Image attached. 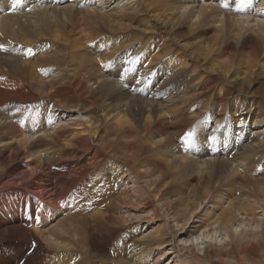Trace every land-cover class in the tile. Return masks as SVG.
<instances>
[{
	"label": "bare ground",
	"instance_id": "1",
	"mask_svg": "<svg viewBox=\"0 0 264 264\" xmlns=\"http://www.w3.org/2000/svg\"><path fill=\"white\" fill-rule=\"evenodd\" d=\"M34 1H40L39 5ZM52 1L0 0V75L4 76L0 86L13 90L15 96L7 94L6 100L19 102L21 109L17 113V108H8L6 94L0 88V256L16 253L0 257V264H21L30 254L28 239L42 241L58 254L46 256L44 251L38 259L28 258L22 264H95V230L123 236L124 243L116 246L126 259L116 258V264H156L150 256L158 248L150 246L147 236L139 237L142 227L137 225L138 215L131 210L173 207V211L169 209L171 213L181 214V219L187 221L201 200L208 198L218 210L209 213L207 209V218L201 225L212 229L205 234L196 230L189 241L202 239L190 243L188 253L209 244L204 254L214 262L236 252L237 235L240 240H251L246 232L258 229L261 219L264 233V217L251 221L257 228H232L236 221H246L237 216L238 209L255 218L256 210L261 209L264 215V135L259 131L249 137L229 121L228 136L235 135L238 145L224 154L225 131L218 123L225 105L233 106L228 114L235 125L264 124V16L222 12L213 3L194 5L199 4L198 0H154L147 4L143 0H120V5L102 13L105 18L100 25L104 28H99L97 24H87L85 16L90 11L83 2L70 0L59 8L52 6ZM219 1L226 7L227 0ZM256 4L255 12L261 11L264 0ZM92 5L95 2H85V6ZM56 11L79 15L80 25H85L63 34L73 44V50L81 42L87 44L85 50H77L83 64H71L60 49L43 39L50 32L45 19ZM120 33L126 40L117 44V50L133 46L134 39H139L135 46L139 59L133 55L124 58V72L113 69L106 72L108 78H103L93 52H101V47ZM230 38L234 41L228 42ZM93 44L99 47L91 48ZM28 49L32 54L24 55L22 50ZM161 58L167 66L164 73L162 64L154 62ZM167 73L172 76L164 84ZM229 74L233 78L225 80ZM117 75L125 77L124 91L114 84ZM159 82L162 85L156 87ZM227 86L234 91L223 95ZM177 97L181 98L177 105L163 107ZM42 100L47 101L39 106L42 108L31 106ZM55 108L79 113L74 128L62 129L55 124L50 111ZM191 121L196 122V128L189 137L186 130ZM204 121L215 124L209 134L201 127ZM172 126L178 130L170 132ZM155 137L157 142L153 141ZM177 137L182 138L183 147L188 144L192 148L198 159L184 161L176 156ZM203 140L211 147H205ZM215 154L219 160L211 164L199 159L201 155ZM134 163L138 178L129 182L127 171L135 167ZM45 165L52 168L45 172L41 170ZM91 167L100 180L91 181L83 198L76 202L84 205L85 214L62 215L45 231L44 219L57 208V192L67 188L69 198L80 196ZM26 180L32 188L27 190L34 194L14 190L23 188ZM182 181L188 190L181 187ZM252 196L255 206L251 204ZM166 210L159 211L165 215L164 220L169 214ZM161 224L151 232V240L157 244L167 236V226ZM125 229L131 234H125ZM20 230L27 238L11 237ZM222 231L223 238H229L226 245L220 243ZM254 234L259 236L261 232ZM258 242L264 248V243ZM241 243L247 253L256 249ZM139 248L143 249V260L126 255ZM179 250L175 246L177 253ZM180 251L184 252L183 248ZM76 256L80 258L74 263Z\"/></svg>",
	"mask_w": 264,
	"mask_h": 264
},
{
	"label": "rangeland",
	"instance_id": "2",
	"mask_svg": "<svg viewBox=\"0 0 264 264\" xmlns=\"http://www.w3.org/2000/svg\"><path fill=\"white\" fill-rule=\"evenodd\" d=\"M143 1L145 2V4L150 3V2H154V0H152V1L143 0ZM254 1L252 0V3H250V0H227V5L225 7L223 5V1H219V0H198L199 4H197V2H196V3H194V5L197 6V5H201V4L213 3L217 7L219 6L221 9L219 7L218 8L222 12L223 11L224 12H233V13L237 12L238 14L245 15V16H251V15L252 16L253 15L254 16H257V15L264 16V5H263L261 11L255 12L254 6L257 5L256 3H258L259 0H256L255 2ZM69 2H70V0H66V3H65V0H53L51 5L52 6L56 5L57 7L60 8ZM76 2H77V0H76ZM79 2H83L84 7L88 8V10L90 11L89 12L90 15L85 16L87 24H97V26H99V28H104L103 26L100 25L101 22L105 18L102 13H107L110 11L111 8L121 4L120 0H117V1L116 0H112V1L111 0H79ZM85 2H95V6L94 5L85 6ZM135 2H137V1H135ZM37 3L39 5L40 1H38V2L34 1L33 2L34 5H36ZM149 8H150V6H149ZM149 8L146 11H148ZM214 8H216V7L214 6ZM195 9H196V7H195ZM189 10H191L190 7H189ZM228 10H230V11H228ZM231 10H234L235 12L231 11ZM207 12H211V10H209ZM79 19H80L79 15H75L70 11H56L54 14H50L49 17L45 19L46 23L48 24V26L50 28V32L48 35L43 36V39L47 40V42H49L50 44H52V45L56 46L58 49H60L67 56L68 61L71 62V64H83V58H81V56H79V54H77V50H79V52H81V50H85V48H87V44H85V42H81V44H79V46H75V50H73V44H71V42H67V40H69V38H67V36H63V34H65V32H69V30H73V28H75V26H85L84 24L80 25ZM260 19H263V18H260ZM125 40H126L125 34L120 33L119 35L113 37L105 45H103V47H101V48H103V50H101V52H99V50H97V52H93L94 62L97 65V68L99 69V71L101 72V76L103 78H108V73H106V72L113 70V69H119L121 72H124L123 67H122V60L124 58H128L130 55H133V58L135 60L139 59V55L136 54V49H135V46L140 41L139 39H134V42L132 43L133 46H131V44H129V45L123 46V50H117V48H119V46H117V44L120 43L121 41H125ZM233 41L234 40L232 38H230L228 42H233ZM98 47H99V44H93V46H91V48H98ZM106 49L108 51L105 52ZM115 50H117V52H115ZM22 52L25 55V52H27V50H22ZM102 52H104V54H102V56H101ZM100 57L102 58V60L99 59ZM154 62L155 63L160 62L162 64V67H161L163 70L162 73H164V71H165L164 67H167V66L163 62V58H161L159 60H155ZM139 68H142V67L139 65ZM60 73L61 72H57L58 75ZM57 74H54L53 76L55 77ZM171 76H172V73L165 74L166 79L164 81V84H168L170 82ZM128 77H133V76L131 74H128ZM2 78H4V76L0 75V80H2ZM231 78H233V76L231 74L224 77L225 80L231 79ZM124 79H125V77H119L117 75L113 80L115 86L117 88H120L123 90L125 88V86L127 85L125 83ZM214 80H212V82H215V84H216V79H214ZM160 85H162V82L155 84L156 87H159ZM0 88H1V90H3L4 94H6L5 100H6L7 94H11V96H15V94H13V90H9V88H4V86H0ZM216 88L217 87L214 85V89H216ZM232 91H234V88L227 86L222 91V94L226 95ZM143 97L148 99V97L146 95H144ZM163 98H166V96H164ZM180 100H181V98L177 97L176 99H174L173 101H171L170 103L166 104L163 107H169L172 103H175L177 105ZM6 102H9L8 108L9 107L10 108H17V113H19L21 111L19 102L16 103L15 100H6ZM99 103L101 104L103 102L100 101ZM41 104H47V101L42 100V101L37 102L36 104H31V106L36 107V108H42V107H39ZM232 108H233V106L230 107V106L223 105V115L218 121V123L224 127V131H225V135L223 136V144L225 145L224 154H228L231 151V148L233 146L238 145L236 142L237 137L235 135H233L232 137L228 136V128H229L228 122L229 121H232L236 130L241 131L243 133H246L249 137H254L255 135L258 134L259 131H262L261 134L264 135V124L257 126V125H251L249 122H243V123L235 125L234 121L230 119L229 114H228V111ZM135 109H138V108L135 107ZM2 111H3V109H2ZM50 111L52 113V120H55V124L58 127L60 126L62 129L74 128V122L77 118V114H79L78 112L69 111V110L68 111L67 110H61L58 108L52 109ZM41 113H43V112H40V114ZM205 113L208 114L209 111H205ZM0 120H2V118H0ZM48 122H51V121H48ZM0 124H2V122H0ZM214 126H215L214 123H211L210 121H206V122L204 121L202 123L201 127L204 129V131L206 133L209 134L212 130L215 129ZM195 128H196V122L191 121V122L187 123V130L186 131L188 133V132L194 130ZM169 130H170V132H172L174 130H178V127L172 126V127H169ZM237 136L239 137V135H237ZM9 137H10V135H9ZM153 139H152L153 141H156V142L158 141L157 137H155ZM181 141H182V138H180V137H177L175 139L176 156L178 158L183 159L184 161H191V160L198 159V156H196L194 154L192 148L190 146H188V144L185 145L188 147H185V146L183 147L181 145ZM234 142H235V145L233 144ZM202 143L207 148L211 147V144H208V143L205 144L204 140ZM233 152L234 151H232V153ZM239 155H241V154H239ZM65 158L68 159L69 157L67 156ZM199 159L200 160H206L209 162V163H204V164H211V162H217V160H219V157H218V154L208 155V156L201 155ZM131 160H133V159H131ZM134 164H136V163H134ZM136 167H137V164L135 165V167H130L127 171L128 175H129L128 176L129 182H132L134 177L138 178ZM50 168H52L51 165H45L41 170L48 172V170ZM160 169H162V168H160ZM88 170H89V177L86 179V182L83 184V186L81 188V195L80 196H78L76 198H69L68 194H67V188L66 189L61 188L57 192V196H56L57 208L54 210L53 214H50L48 217H46L44 219L47 221L45 224V227H44L45 231H48L47 227L49 225L52 226V224L54 222H56L57 219L59 217H61L62 215H68L71 217H76V216L85 214L84 205L83 204L82 205H76V202L80 198H83L84 192L87 191L89 186L91 185V181L98 182L100 180V176L97 174L95 168L91 167V168H88ZM197 172H199V171H197ZM201 175L206 176V174L200 173V176ZM256 177H260V176L257 175ZM117 182H118V180H117ZM185 183L186 182L182 181V183L180 185H181V187L183 186V187H186L185 189H187V186ZM194 183H191V185H194ZM24 185L25 186L23 188L22 187H16L14 190L17 192L24 190V192H27L30 194L35 193L34 191L27 190L28 188L32 189L31 186H28L27 180L25 181ZM41 196L43 197L42 194H41ZM210 201H211V199H209V198L201 200V202L199 203L198 209H196V211L194 212L192 217L190 219H188L187 221H183L181 219L183 217L181 214L180 215L179 214H177V215L172 214L171 211H173V209H172L173 207H171V208L168 207L169 209H171V211L169 209H167L166 206H164V207L160 206V209L156 210V211H151L149 209H146L143 212H140L139 210H131V213L138 215L136 220L139 221V223L137 225L138 226L140 225L142 227V230H141V233L139 234V237L147 236L146 238L148 239V241H150V246H154V247L159 249V251H158V249H155L151 253L152 257L150 256V258L152 259V261H155L156 264H178V263L179 264H227V263L228 264H249L252 261L253 262L251 264H255V263L256 264L257 263L258 264H260V263L264 264V248L258 242V241H261L262 243H264V233H262V230L260 229L263 226V224L261 222L262 219L258 222V224L260 226V227H258V229H253L252 231L246 232L248 235H250L252 237L251 240H248L244 237L241 238V240H240L239 238H237L238 235L236 234L237 236H236L235 241H234L235 245L237 246L235 249L236 252H234L235 254L231 253V254L227 255V257L222 256L219 258L220 260L217 259L216 261L214 260V262H213L212 259L208 258L204 254V250L207 248V245H209V244H207V245L204 244V248L201 250L192 251V252H190L188 250L189 253L187 252L186 247L191 248L189 240L194 236V232L196 230H199V232H202V234H205V233H210V230L212 229V227H210V226L202 228V225H201V224H203V222L207 218L206 213H205L207 209L208 210L210 209L209 213L217 212V210H218L217 207H214L213 202L212 201L210 202ZM251 204H253V206H255V196H252ZM212 209H214V210H212ZM215 209H217V210H215ZM147 210H149V211H147ZM165 210L167 211L166 213H169L166 220H164L165 215L163 214V216H161V214H160V212H163ZM235 212H237V216L240 219H243V218L246 219V221L244 223L241 221H238V222L236 221L232 225L233 226L232 228H238L239 230H242L243 228H245L246 230L247 229L250 230L253 226L255 228H257V226L255 224H253V222H251V221H253L254 219H260V218L264 217L261 209L256 210V214H257L256 218H255L254 214L250 215V216H247V214H242L240 209L236 210ZM204 213H205V215H204ZM18 214L23 215V213H21V212H19ZM153 214H155V215H153ZM203 216H204V218H202ZM146 218L149 219V221H145L144 219H146ZM200 218L202 219V221ZM162 222H164L165 225L167 226V228H166V235L167 236H165L164 239L160 240V242L158 241V244H157V242L151 240V237H152L151 232H153L154 229H156V227L158 225H160ZM129 224H132V222H129ZM160 226H162V224ZM216 228H218V227H216ZM125 230H126V231H124L125 234H131L127 229H125ZM255 231L261 232V235H259V236L255 235L254 234ZM224 234H223V231H222L221 235L219 234L220 243L222 245L223 244L226 245V243L229 242L228 236H226L227 239L223 238ZM17 235H22L23 237L27 238L26 234L22 230L18 231L16 235L11 234V237H14ZM148 236H149V238H148ZM94 237H95L94 238V245L97 249V251H93V254L95 256H97L96 260H95V264H97V263L98 264H105V263L106 264H116L117 259H126L125 254L121 253L119 247L116 246L118 244L122 245L124 243L123 236H121V235L116 236L113 231L103 232L100 230H95L94 231ZM135 238H137V237H135ZM182 241H183V243H182ZM154 242L156 245L151 244ZM241 242H243V244H246L247 246H249L250 249H253L254 246H256V249L250 251V253L249 252L247 253L246 249L244 248V246L242 245ZM28 243L30 245V254L27 258H25L21 261V264L28 258L38 259L39 254L44 252V251H46V256H53V252H55V254H58L57 251L51 250V248L48 247L47 245H43L42 241H35V240H29L28 239ZM175 246H178V248L180 250L183 248L184 252L179 250V253H177L175 251ZM139 250H140V248L136 249V250L132 249L131 252L126 253V255L131 256L133 254L134 256L136 255V256H138L139 259L143 260L145 258L144 252L141 251L143 249L141 248V250L140 251ZM115 252H116V254H118V253H120V254L116 255ZM79 253H81V255H84L83 254L84 252L79 251ZM11 255H16V253L15 252H6V253L2 254L0 257H7V256H11ZM101 256L106 257V258H103ZM179 256H181V257H179ZM79 258H80V256H76V258H74V263H76L79 260ZM180 258H182V259H180ZM235 260H238V262L234 263ZM223 261H227V263L223 262ZM136 262H137V264H144L141 261H136Z\"/></svg>",
	"mask_w": 264,
	"mask_h": 264
},
{
	"label": "snow or ice",
	"instance_id": "3",
	"mask_svg": "<svg viewBox=\"0 0 264 264\" xmlns=\"http://www.w3.org/2000/svg\"><path fill=\"white\" fill-rule=\"evenodd\" d=\"M14 3H19V0H14ZM2 47H3V46L0 45V48H2ZM27 52H28L29 55L32 54L31 49H28ZM186 135L189 136V137H191V136L193 135V133L190 131V132L186 133ZM210 138H211V137H209V139H210ZM201 239H202V238H197L196 241H189V243H193V242H195V243H199ZM206 239H211V238H210V237H207ZM225 239H227V237H225ZM182 243H183V241H182Z\"/></svg>",
	"mask_w": 264,
	"mask_h": 264
}]
</instances>
